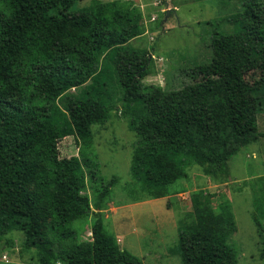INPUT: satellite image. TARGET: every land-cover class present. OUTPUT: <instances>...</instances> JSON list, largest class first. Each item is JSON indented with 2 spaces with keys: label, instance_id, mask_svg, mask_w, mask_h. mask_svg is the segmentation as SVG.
Returning <instances> with one entry per match:
<instances>
[{
  "label": "trees",
  "instance_id": "16d2710c",
  "mask_svg": "<svg viewBox=\"0 0 264 264\" xmlns=\"http://www.w3.org/2000/svg\"><path fill=\"white\" fill-rule=\"evenodd\" d=\"M75 1L0 0V240L20 231L39 264H142L105 228L101 211L117 178L100 175L95 154L61 157L58 144L73 135L89 143L92 125L110 119L118 107L107 88L112 78L137 137L125 188L131 201L168 197L192 163L205 176H226L241 148L264 137L256 122L260 102L245 80L258 70L264 82V0H239L235 31L216 25L211 59L191 70L193 83L167 91L142 83L149 53L129 44L145 31L138 7L92 0L75 11ZM81 86L80 95L70 93ZM65 92L60 109L56 100ZM83 167L92 204L80 193ZM212 198L193 192L191 211L178 220L170 252L183 264L237 262L228 243L237 230L231 207L214 209ZM253 207L261 232L264 182ZM87 218L91 240L80 242L74 225Z\"/></svg>",
  "mask_w": 264,
  "mask_h": 264
},
{
  "label": "rangeland",
  "instance_id": "374dc122",
  "mask_svg": "<svg viewBox=\"0 0 264 264\" xmlns=\"http://www.w3.org/2000/svg\"><path fill=\"white\" fill-rule=\"evenodd\" d=\"M92 0H77V11ZM111 2L115 0H99ZM138 7L143 16L144 33L129 44L149 53L148 76L142 83L161 87L164 91L179 90L193 83L191 70L211 59L210 38L216 25L225 32L236 29L233 17L240 11L239 0H117ZM254 97L260 102L256 113L257 130L264 132V82L258 70L245 76ZM88 83V82H87ZM85 83V84H87ZM84 86L72 88L80 95ZM117 109L103 124L91 127L92 137L86 140L73 136L63 138L58 146L61 157H80L92 153L97 157L100 175L116 177L105 208L102 210L106 230L113 234L121 249L140 259L142 264H183L180 256L171 253L177 244L178 220L191 211L190 195L205 190L213 195L214 209L229 203L237 230L228 243L237 254L236 264H264L260 257L264 241V219L261 232L254 221L253 195L264 182V137L241 148L229 161L228 173L220 178L205 176L197 164H189L185 176L170 186V195L162 199L131 201L126 185H132L130 165L137 137L130 130L127 117L121 114L119 90L112 78L107 87ZM68 92L56 100L64 109ZM213 163L208 159L207 164ZM84 189L80 193L94 195L86 169ZM78 240H91V218L75 223ZM24 236L13 230L0 240V264H39L34 250L23 247ZM63 264V263H56Z\"/></svg>",
  "mask_w": 264,
  "mask_h": 264
}]
</instances>
